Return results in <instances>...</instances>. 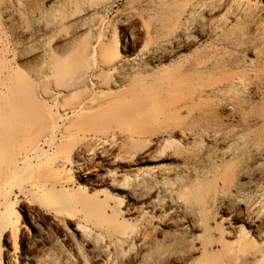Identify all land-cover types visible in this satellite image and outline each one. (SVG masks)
Returning <instances> with one entry per match:
<instances>
[{
  "label": "bare ground",
  "instance_id": "6f19581e",
  "mask_svg": "<svg viewBox=\"0 0 264 264\" xmlns=\"http://www.w3.org/2000/svg\"><path fill=\"white\" fill-rule=\"evenodd\" d=\"M0 264H264V0H0Z\"/></svg>",
  "mask_w": 264,
  "mask_h": 264
}]
</instances>
